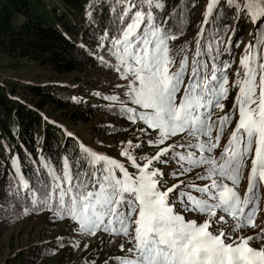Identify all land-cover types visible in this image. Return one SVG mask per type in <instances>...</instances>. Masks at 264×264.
<instances>
[{"label": "snow or ice", "instance_id": "6c2138e0", "mask_svg": "<svg viewBox=\"0 0 264 264\" xmlns=\"http://www.w3.org/2000/svg\"><path fill=\"white\" fill-rule=\"evenodd\" d=\"M117 3L122 6L113 9L117 26L101 36L99 47L124 81L122 95L127 99L120 101L121 111L130 123L144 126L138 129L144 139L125 142L120 152L132 170L81 143L82 157L66 156L59 168L46 163L51 183L30 187L21 175L18 185L27 190L34 209L70 218L75 232L123 237V255L110 257L112 264H264V227L256 223L264 195V0H209L206 5L198 36L223 5L235 9L237 21L243 13L255 28L231 82L232 62L219 60L221 50L212 55L214 50H205L199 39L195 58L189 62L184 56L172 71L176 60L169 42L178 34L165 27L168 20L161 22L154 14L165 8L164 0ZM228 43L224 51L234 58L231 48L239 43L231 38ZM99 59L108 62L104 55ZM230 84L238 90L233 107L214 120L216 110H224ZM233 122L217 156L225 128ZM145 147L154 151L145 153ZM245 169L248 185L241 195ZM169 177L176 182L170 183ZM247 229L253 233L245 234Z\"/></svg>", "mask_w": 264, "mask_h": 264}, {"label": "trees", "instance_id": "16d2710c", "mask_svg": "<svg viewBox=\"0 0 264 264\" xmlns=\"http://www.w3.org/2000/svg\"><path fill=\"white\" fill-rule=\"evenodd\" d=\"M51 1L0 0V62L4 58L31 60L39 67L55 73L78 72L80 75L76 76L77 80L90 78L91 69L99 63L108 68L109 62H102L99 59L100 54L93 50L92 46L100 42L105 32H114L118 21L113 9L120 10L121 6L109 4L108 0L101 1V25L94 27L84 17V6L89 0ZM203 1L164 0V12L154 11L161 22L169 18L172 21L173 33L178 34V39L170 43L171 46H178L180 54L182 53L174 54L178 66L180 56L182 57L188 48L192 47L188 54L191 58L194 57V37L191 39L190 36L199 31V22L195 23V19L201 11ZM228 8L225 6L219 10V16L214 21L210 19V23L204 27L201 44L205 50L213 49L212 55L216 49H220L225 56L220 55L219 60H229L234 65L244 52L245 46L240 48V38L235 36L234 32L230 38L239 43V47L231 48L235 53L234 58L224 51L230 47L228 35L236 28L234 24L230 32L227 28L229 24L235 23L233 16L225 11ZM254 32L253 27L251 41ZM75 36H81L84 44L79 45ZM221 39L225 41L224 44L219 43ZM106 56L105 54V58ZM200 59L210 61L209 56H202ZM239 60L233 66L234 73L239 68ZM240 71L242 74L243 70ZM20 87L24 88L22 95L30 98L34 106L39 109L46 107L48 115H57L70 124L88 123L99 114L104 120L109 117L113 121L119 117L126 119V115L121 111L122 105L116 102L72 99L47 84L20 86L17 83H0V223L6 219L19 218L28 212H48L49 215L52 211L47 208L32 207L27 190L18 185L19 177L23 175L30 187L40 188L46 182L51 183L46 163L53 168H59L64 157L83 156L76 138L68 136L59 124L46 120L38 110L15 97V93H18L16 89ZM121 100L125 99L120 98L119 101ZM114 122L92 125L93 132L122 136L121 127L124 126ZM42 245H39L40 250L36 251L42 258L56 249V246L52 247L47 243ZM22 254L23 257L32 255L27 250Z\"/></svg>", "mask_w": 264, "mask_h": 264}, {"label": "rangeland", "instance_id": "374dc122", "mask_svg": "<svg viewBox=\"0 0 264 264\" xmlns=\"http://www.w3.org/2000/svg\"><path fill=\"white\" fill-rule=\"evenodd\" d=\"M50 1L51 0H43ZM103 0H89L86 7H84V17L90 24L94 27L101 25V15L100 2ZM107 1V0H104ZM109 4L114 3V6H121L117 3V0H108ZM209 0H204L195 23L199 22V30L202 26V21L204 20L206 5ZM242 3L243 0H238ZM50 6L51 3H48ZM227 5H223V7ZM122 7V6H121ZM227 14L232 15L235 23H231L227 26L229 32L231 31L233 24L236 26V35L240 38V48L246 46L251 41L253 23L241 13V18L237 21L235 9H226ZM98 15H97V14ZM93 15H95L93 17ZM166 15V14H165ZM228 24V23H227ZM170 26V20L168 19V25ZM204 26V25H203ZM199 33V31H198ZM198 33L190 36L192 39L194 37L193 48L196 46L197 39L200 40ZM234 31L228 35L230 38L233 35ZM75 39L79 45L84 44L81 36H75ZM232 40V38H231ZM229 41V39H228ZM175 42V41H174ZM173 42V43H174ZM107 45V41L104 42ZM171 43V42H170ZM100 43L93 45L92 48L97 51L100 55H107L106 60L109 62L110 66L106 68L105 64H97L89 74L90 78L87 80H77L76 76L80 75L78 72H69L66 74H59L52 72L49 69L39 67L35 62L26 59L20 60H10L4 58L0 62V83L5 82L6 84L17 83L20 86H25L26 84H47L54 86L62 93H65L68 97L72 99H82L95 102L100 100L103 102H116L121 104L119 100L111 101L104 99V97L109 96H119L120 98L127 99L122 95L124 89V81L118 78V74L114 69L112 58L108 56L105 49L99 47ZM201 44V40H200ZM202 45V44H201ZM169 47L172 50V55L180 54V48L178 46L170 45ZM191 48V47H190ZM189 48V49H190ZM188 49V50H189ZM187 50V51H188ZM187 51L183 53V57L187 56L189 62L193 59L191 58ZM182 54V53H181ZM180 54V55H181ZM222 56H225V53H221ZM230 57V56H229ZM180 58H182L180 56ZM195 58V57H194ZM232 58V57H231ZM241 57H238L237 61ZM235 61L234 65L237 63ZM228 71L230 82L236 77L234 76L233 66ZM178 65L172 68V71H176ZM185 83H187V77H185ZM121 85V87H117ZM230 92L227 99L223 100L224 110L221 112L219 109L216 110L213 119H217L220 116H223L225 113L229 112L233 107L234 99L237 95V89L231 88L229 85ZM18 93H15V97L21 99L26 105L38 110L46 120L54 121L60 125L63 132L72 133L73 137L80 141L86 147L96 151L97 153L107 155L111 158L118 159L120 162L125 163L126 167L131 171V166L128 164L126 159L120 155L122 148L125 146V142L132 141L136 143L139 140H143V135L138 131L139 128L144 127L142 123H130L127 118H116L114 121L118 123L122 129V136L119 135H103L97 134L93 131V126L100 123L111 122L115 123L110 117L107 120L102 119L101 114L92 118L88 123L82 124H70L62 118L57 117V115L50 114L48 115V108L39 109L34 106L33 102L29 98H25L22 95L24 88L16 89ZM179 99V97H178ZM135 107L134 105H131ZM125 120V121H124ZM93 125V126H92ZM226 126L224 137L221 139L220 147L216 149L215 154L219 156L223 147L227 142V137L232 127ZM154 151L151 147H145V153H152ZM145 153L136 152V155L142 156ZM15 163V162H14ZM164 167L166 171H169L167 166ZM248 170L244 171V178L240 181L239 191L241 195H244L248 185ZM181 179H188V177H181ZM170 183H175L176 181L169 177ZM202 183V182H198ZM262 191H264V186H262ZM259 207L261 211L259 212L258 217L256 218V223L261 227H264V195H262ZM191 219H197L200 217L199 213H185ZM76 227L75 222L70 218L59 219L54 215L53 212H40V213H23L19 218L6 219L0 223V264H105V261H109V264H112L110 257L122 256L123 253L119 251V245L123 241V237H114L106 233H98L97 236L87 237L81 233L75 232L74 228ZM258 231V229H257ZM252 229H247L245 234H252ZM63 243V247L58 246L57 244ZM57 242V243H56ZM78 242L79 246L74 247L73 244ZM50 244L52 247L56 246L54 251H51L47 254L46 257L39 255L36 251L40 250L39 245ZM39 244V245H37ZM87 245V247H85ZM39 247V249H38ZM42 247H44L42 245ZM27 250L28 253L32 254L31 256L22 254ZM22 256V257H21Z\"/></svg>", "mask_w": 264, "mask_h": 264}]
</instances>
